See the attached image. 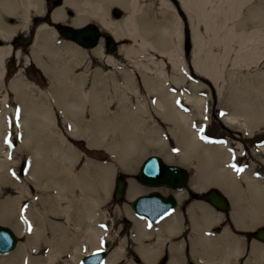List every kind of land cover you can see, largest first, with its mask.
Here are the masks:
<instances>
[{
	"label": "bare ground",
	"instance_id": "1",
	"mask_svg": "<svg viewBox=\"0 0 264 264\" xmlns=\"http://www.w3.org/2000/svg\"><path fill=\"white\" fill-rule=\"evenodd\" d=\"M50 1L53 0H0V80L6 59L14 55L19 62L26 58V64L40 68L53 89H63L50 90V101L46 97L40 103L38 98H43L45 92L36 87L38 90L32 93L33 83L25 78L22 69L10 80L7 96L13 93L22 114L19 124L23 133L21 143L28 155L27 176L34 179L38 196L33 204L41 211L37 212L39 221L29 235L21 218L23 197H12L0 204V222L9 223L18 237L26 239L18 240L10 252L0 254V264H80L84 254L105 248L108 232L99 226L105 222L99 212L104 200L99 192H109L114 164L88 157L82 162L76 145L64 137L57 142L54 104L72 138L83 139L89 148L104 149L127 172L134 173V162L142 153L155 151L168 163L192 166V188L200 191L214 185L223 191L232 202L235 225L254 228L264 223V143L250 149H245L243 143L264 124V80L251 81L242 72L264 61V0H177L183 16L173 11L162 21L148 16L143 6L145 0H61L49 11ZM161 2L170 7L168 0ZM116 9L124 11L117 19L113 16ZM89 20L110 32L114 40L133 41L120 43L118 49L138 69L142 87L155 96L154 110L157 117L171 126L178 154L160 128L143 126V117L149 114L150 107L131 70L119 71L122 82L98 67L91 75L84 68L79 74L74 73L90 52L104 57L109 66L117 65L114 57L107 55L111 52L104 55L102 43L86 48L73 39L57 38L56 23L76 27ZM33 24L34 37L26 48L27 55L24 48H16L13 40L16 33L31 30ZM79 36L85 39L82 41H89L83 34ZM225 65H230L233 72L225 83L226 94L225 87L220 86L221 80H226L222 78ZM190 68L218 85L222 120L236 136L232 141L208 136L204 132L207 121L196 129L197 111L200 104L204 106V96L186 95L194 105L192 113L175 107L169 82L180 84ZM131 98L139 102L134 104ZM40 116L47 128L45 142L37 129ZM2 131L0 118L3 136ZM7 134L6 143L10 140ZM51 140L55 141L52 146ZM3 147L0 142L1 152ZM10 148L5 151L4 160L0 155V179L9 183L1 186L23 194L27 189L24 182L15 180L11 172L15 160L8 159L14 154ZM138 188L134 179L129 180L127 197L132 200ZM30 192L34 194V189ZM181 194L175 193L177 197ZM142 201L151 211L156 209L152 201ZM133 211L128 207L125 212L132 224L131 234L108 251L102 264H160L167 252V264H182L187 244L197 264H264V243L254 241L250 256L244 259L240 257L241 240L228 228L221 234L211 232L220 216L208 201L195 200L188 207L186 242L182 238L173 241L171 237L181 229L178 211L155 221ZM117 222L113 220V228Z\"/></svg>",
	"mask_w": 264,
	"mask_h": 264
},
{
	"label": "rangeland",
	"instance_id": "2",
	"mask_svg": "<svg viewBox=\"0 0 264 264\" xmlns=\"http://www.w3.org/2000/svg\"><path fill=\"white\" fill-rule=\"evenodd\" d=\"M170 2V7L169 6H164L162 4L161 0H145L143 2V6L147 8L148 16H150L151 19H155L156 21H162L166 15L171 16L173 11L177 12L180 17L183 16V13L179 11L178 8V2L177 0H168ZM50 3L49 5H51ZM70 11H72L70 9ZM114 12H121L118 15H113L116 19L120 18L121 16L124 15V11L121 9H116ZM73 13V11H72ZM12 20V18H11ZM35 24L32 25L31 30L26 31L24 33H21L20 31L14 35V40L13 42L16 44V48L18 49H25V54L28 55L29 51L27 52V47L29 48L31 42L33 41L34 37V26ZM48 26H50L47 23ZM55 28V27H54ZM53 28V29H54ZM59 31V30H58ZM188 32V28H187ZM60 33V32H59ZM56 31L57 38L60 40L62 39L61 35ZM20 34V35H18ZM118 39V38H116ZM120 41H116L118 45L120 43H127V44H133V41L129 39H119ZM190 43V42H189ZM118 45L115 48L111 54H107L106 51L104 50V55H111L114 57V59L117 62L116 66H109L106 63V59L104 57H99L92 52L88 54V56L85 57L84 61L82 62L81 65H77L74 69L75 74H79L81 71H83V68L85 71L89 72L91 75L97 67L100 68L103 72H106L108 76H116L119 77V81H123V77L121 73H119L120 70L126 69V70H131L137 78V85L142 88V98L146 100L148 106L150 107L149 114L144 116L143 119L145 120L146 124L143 125L146 128H151V127H156L160 128V132L162 135L165 136V138L170 142V146L172 150L175 152V154L179 153V147L177 143L173 140V137L170 133V128L171 126L162 121L159 117H157L156 112L154 110V104H155V96L153 94H149L141 84V77L140 73L138 72V69L135 68L129 59L125 58L123 54L118 49ZM191 47V46H190ZM104 49V48H103ZM187 57L190 62V49L187 48ZM26 59V58H25ZM25 59L19 62L18 58L12 55L10 59H6V71H4V76L0 80V118L3 124V136L0 135V142L3 143V150L2 152L0 151V155L5 159V151L8 150V147L10 146V151L13 149L14 154L11 153L10 157L8 156V159L15 160V165L12 166L11 164V172L14 179L19 181L22 180L25 184V189L26 193L20 194L17 190L15 189H2L1 185H9L7 182H2V179H0V204H4L7 201H9L10 198H19L23 197L24 200V205L22 207L23 214L21 215V218L26 222L27 227H28V232L29 235L32 233L34 229V225L39 221L37 218V212L41 211V207L36 206L33 204L35 199L38 196L37 192V187L34 184V179H29L28 178V162H27V151L26 147L22 146V128L19 124V119L21 118L22 114L19 110V105L17 99L14 98L13 93L10 92L9 96H7L8 92V87L10 80L17 75L18 72L21 71L24 73L25 78L32 82L33 84V89L32 93H35L38 89L36 87H40L39 89L43 90L45 93H43V98L42 95L41 98L39 96V101L40 103L43 102V100L48 101L50 98V90L56 92H61L60 90H63L62 87H57L56 89L52 88V84L48 77L44 75V73L41 71L40 68H38L36 65L32 63H25ZM87 62V63H86ZM189 67V66H188ZM222 73L224 79H226L224 82L221 80L220 86L225 87L223 89V93L226 94V85L225 83L232 78V68H230V65H225V67L222 68ZM169 70V67H168ZM170 72L172 73V70L170 68ZM169 72V73H170ZM242 72L245 73L248 78H250L251 81L255 80H264V61H259V63H254L249 69H242ZM138 73V77H137ZM242 74V73H241ZM235 78V75H233ZM140 80V81H139ZM111 85V84H110ZM170 85V92L175 95L174 98V105L175 107L179 108V110H182L186 113H192L194 111V105L192 102L187 101V94L191 95H201L204 96L205 102L200 104V108L198 109V115L196 116V129L200 127V125L203 124L204 121H207L205 124L204 132L212 137L213 139L216 140H227V141H232L235 139V135L232 133L229 129V126L227 123L222 120L224 114L222 113L223 106L221 105L220 99L218 97V85L214 83L212 80L208 79L207 77H204L201 74L196 73L193 71L192 68L188 69V73L185 77V79L180 83L177 84L173 81L169 82ZM116 88V87H114ZM35 95V94H34ZM2 98H4L2 100ZM133 99V103L137 104L139 102L138 99L136 98H131ZM50 101V100H49ZM55 105V104H54ZM54 114L57 117L56 120V127L59 129V132L57 134V142L60 141V138L62 139L63 137L65 140L69 143H72L73 145H76V148L79 149L80 151V156L82 157V162H85V159L88 158H94V159H101L102 161H107V162H112L114 164V174L111 182V186L109 188V192L105 193L103 191H100V198H104L103 203L100 205L101 207L99 208V212L103 214V220L105 222H102L99 226L102 230L105 232H108V235L105 237V248L107 249V252L113 250L117 246H119L121 240L124 238H127L131 234L132 230V224L131 222L128 221L127 216L125 214L126 209L129 207L132 211V206L130 204L131 199L127 197V193L125 190V193L123 196L117 198L113 195V190H114V182H115V177L117 174H123L127 177V185L129 184V180L134 179L136 184L138 185V194H144L153 190H157L161 192L162 194H169L170 189L167 186L164 185H157V186H150L143 184L139 182L136 178V175L139 171V166L143 159L150 155V154H156L157 152L155 151H147L146 153H142L141 156L137 159L136 162H134V173L127 172L122 168V165L115 162L114 158L107 153L104 149L101 148H89L85 145V141L83 139H74L69 135V130H68V125L65 123V121L62 118V115L57 111V107L54 106ZM206 105V107H205ZM42 116V115H41ZM41 116H40V124L38 125V134L40 138L45 142L47 141V128L45 126V121L43 123L41 122ZM19 127V129H18ZM241 130V129H240ZM6 132H8V137H9V142H7L6 137ZM121 132L119 133V135ZM253 137H247L244 139L243 143H245V149H250L255 147L256 145H260L264 143V124L260 126L259 129H257L254 132ZM52 141V140H51ZM55 143V141H52L51 146ZM234 146H236L233 143ZM85 157V158H84ZM243 160L248 161L247 157H243ZM11 161V160H10ZM81 162V163H82ZM179 164L178 162H171V164ZM188 173H189V181L188 184L192 185L193 179H194V169L192 166L189 165H183ZM8 173V170L5 169V174ZM122 175V176H123ZM211 186L214 185H209L204 189H207ZM129 187V186H128ZM217 187V186H216ZM48 187H45L47 189ZM218 188V187H217ZM34 189V194L33 192L31 193L30 191ZM127 189V188H126ZM231 201V200H230ZM194 202V201H193ZM212 207V206H211ZM43 210V209H42ZM233 211V205L231 202V213ZM134 213V211H133ZM135 214V213H134ZM137 214V213H136ZM138 216V215H137ZM140 217V216H139ZM118 220L116 223L115 227L113 228V220ZM130 220V219H129ZM107 222V223H106ZM0 224H5L7 226H10L9 223L7 222H0ZM189 225V224H188ZM264 225V223L260 224ZM211 231V230H210ZM211 232H214L213 230ZM104 234V233H103ZM105 235V234H104ZM18 240L20 242L25 241V237L19 236ZM258 242V241H257ZM264 243V242H260ZM251 252V249H250ZM250 252L249 255L250 256ZM3 254V253H0ZM108 254V253H107ZM7 255V254H6ZM168 256V252L166 253ZM165 258L164 261L160 264H167L168 258ZM82 257V256H81ZM81 259V258H80ZM256 264V263H255Z\"/></svg>",
	"mask_w": 264,
	"mask_h": 264
},
{
	"label": "water",
	"instance_id": "3",
	"mask_svg": "<svg viewBox=\"0 0 264 264\" xmlns=\"http://www.w3.org/2000/svg\"><path fill=\"white\" fill-rule=\"evenodd\" d=\"M60 33L66 37L73 39L83 46L89 47L96 44L98 28L94 23L86 24L82 27H72L64 25ZM84 35L89 41L81 38L79 35ZM109 40L113 39L109 36ZM106 48V52H113L115 47L113 43ZM187 169L180 164H171L166 162L158 154H150L141 162L137 173V180L143 184L150 186L166 185L174 188H181L187 183ZM126 187V180L122 175H117L113 195L117 198L123 196ZM201 198L206 199L212 206L226 210L229 208V198L223 191L216 186H211L206 190L199 192ZM142 200L152 201L156 205V209L151 211L150 207L143 204ZM131 206L139 215H145L149 221H155L169 212L175 205V199L171 194H162L157 190L136 195L131 201ZM258 235L261 240H264V227L258 229ZM18 237L10 226L0 224V252L11 251ZM106 256V251L103 248L93 251L90 254H85L81 258V264H100Z\"/></svg>",
	"mask_w": 264,
	"mask_h": 264
},
{
	"label": "flooded vegetation",
	"instance_id": "4",
	"mask_svg": "<svg viewBox=\"0 0 264 264\" xmlns=\"http://www.w3.org/2000/svg\"><path fill=\"white\" fill-rule=\"evenodd\" d=\"M50 3H52L49 6V11L50 9L55 6V4H61V0H53L50 1ZM49 3V4H50ZM70 12V10H69ZM121 12H113V15H118ZM47 19L46 21H50V18L47 17L45 18ZM89 23H94L97 28H98V33H97V40H96V44H103L104 50L110 45V43L112 42V40H109V36L111 35L110 32H107L105 30H103L100 25L97 22L94 21H86L85 23L81 24V26H76V27H82L85 26L86 24ZM63 25H69L74 27L73 25H71L70 23H56V27L59 28V30H61L63 28ZM74 27V28H76ZM116 41L119 40H115L113 41V45L116 48L118 43ZM81 45V44H80ZM82 46V45H81ZM120 44L118 45L119 48ZM83 47V46H82ZM188 48V46H187ZM189 181V174H187V183L181 187V188H174L171 186H168V188L170 189L171 194L173 195L174 199H175V205L173 207V209H171L168 214L170 213H175L178 211V220L180 222L181 225V229L174 235L171 236L173 241L174 240H180L182 238V240H184L186 242V238H187V232L185 228L188 227L189 224V215H188V207L190 206V204L193 201H204L207 202L206 199L201 198L199 195V190H196L194 188H192V186L190 184H188ZM181 192L182 194L180 195V197H177L175 195L176 192ZM215 212H217L220 216V219L218 221H216L214 223V225L212 226L214 232L216 234H221L226 228L229 229V231H231V233L238 237L241 240V246H242V252L240 253V257L242 258H247L252 246V243L254 241H258V243L260 242H264V240H261L259 238L258 235V229L260 227H264V225H258L254 228H244V227H239L237 225H235V223L232 221V213H231V204L229 205V208L226 210H222L219 208L214 207ZM181 234V235H180ZM184 242V243H185ZM189 246L188 244L183 248V263L182 264H197L196 261L190 256V252H189ZM170 254L168 252V260H169Z\"/></svg>",
	"mask_w": 264,
	"mask_h": 264
}]
</instances>
